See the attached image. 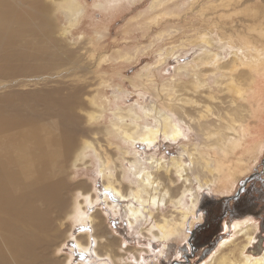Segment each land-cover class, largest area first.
Here are the masks:
<instances>
[{
    "label": "rangeland",
    "instance_id": "374dc122",
    "mask_svg": "<svg viewBox=\"0 0 264 264\" xmlns=\"http://www.w3.org/2000/svg\"><path fill=\"white\" fill-rule=\"evenodd\" d=\"M68 1L0 0V119L27 121L33 108L38 113L45 110L51 93L70 97L79 93L86 104L76 109L83 119L81 128L99 132H88L83 140L95 144L101 157L108 153L114 158L112 167L122 180V159L128 168L133 156L125 154L128 144L104 135L112 113L117 107H136L149 111L154 124L156 110L176 112L173 119L183 131L177 142L160 136L151 151L141 145L135 150L155 166L171 167V158L183 150L192 158L184 157L183 177L174 172L170 180L160 181L164 185L156 208L148 204L146 223L132 230L124 211L114 214L102 201L107 195L109 202H118L104 190L94 151L86 152L76 170L74 158L63 173L71 189L52 195L58 199L52 203L56 206L46 220L48 227L33 230L40 238L34 242V255L46 264H64L69 257L77 264L90 258L75 246V237L89 229L71 219L75 205L82 202L78 195L90 193L98 201L93 206L84 203L83 209L95 222L105 220L110 233L104 236L109 239L100 243L98 252L105 260L110 257V264H122L121 259L128 264L139 259L147 264H202L210 259L202 250L195 247L194 255L191 250L190 261L181 250L190 230L204 220L199 211L202 199H233L249 177L264 171V0H78L84 15L74 22L67 16ZM94 100L100 101L108 118L92 125L86 122L87 114L99 118L103 111ZM115 185L129 194L126 181ZM245 194L258 201L257 211L241 220L238 213L227 217L220 232L224 223L252 219L258 227L253 234L261 237L256 241H264V193ZM198 198L194 216L193 202ZM182 212L191 215L184 234L168 243L150 239L147 229L167 218L179 221ZM236 237L230 228L224 240ZM231 244L223 253L234 248ZM263 248H250L247 255L257 256Z\"/></svg>",
    "mask_w": 264,
    "mask_h": 264
},
{
    "label": "bare ground",
    "instance_id": "6f19581e",
    "mask_svg": "<svg viewBox=\"0 0 264 264\" xmlns=\"http://www.w3.org/2000/svg\"><path fill=\"white\" fill-rule=\"evenodd\" d=\"M79 3L78 0H70L65 3L67 16L73 22L84 15V10L80 8ZM83 90L85 89H80V91ZM78 94H75V97H70L62 96L61 93H51L46 98L45 110L38 113L33 108V115L27 121L11 120L10 118L0 119V264H46L44 263L45 260H40L41 256L36 257L34 255V247L36 246L34 242L40 238L36 237L33 230L42 231L48 227L46 220L52 218L50 210L56 206L52 205L57 196L55 193H66L72 187L69 181L64 178L65 176L63 177L64 169L76 158L73 164V168L76 170L79 165L85 162L88 150H93L99 161V175L105 182V192L112 193L119 203L109 202L107 195L102 201L107 203V207L114 214L124 211L130 230L134 229L137 224L146 223L147 213H149L146 208L148 204H152L156 208L159 199L157 195L164 185L160 181L170 180V174L174 172L183 177L187 171L184 157L191 160L190 151L183 150L181 155L172 157L170 160L171 167H167L163 165L165 163L155 166L156 163L154 164V162L149 164L144 162L145 158L141 159L138 156L139 151L135 150L141 145L151 151L156 147L160 136H163L168 142H177L183 136V131L179 122L177 124L173 119L175 118L173 115H177L176 112L167 115L156 110L155 115L157 114L158 117L155 116L156 120L152 124L149 122L151 116L148 114L149 111L147 113V111L136 107H130L127 110L123 107H117L112 113L114 119L110 121V126L106 127L104 135L109 140L119 139L124 144H128L129 153L127 151L125 154L133 156L129 161L130 166L128 168L123 164L126 159H122L123 178L118 180L119 175H116L114 171L117 168L112 167H116L114 158L108 153H104L105 155L101 157L95 148V144L83 140L88 132H96V134L99 132L96 128H90L88 131L81 128L83 119L77 114L76 109L77 107H85L86 104ZM92 103L96 108H102L103 111L100 112L102 115L98 118L95 117L94 113H89L86 122L88 121L90 124L92 122V125L94 122H105L108 118L105 115L106 109L100 105V101L94 100ZM181 118L180 122L183 121ZM185 148L187 147L185 146ZM226 177L227 173L223 178ZM124 181L129 183L127 185L130 187L129 194H124L123 190L115 185L117 183L123 185ZM226 181L228 180L226 179ZM83 187L86 185L83 184ZM225 189L228 187L225 186ZM53 194L56 195L54 199L52 198ZM78 197L82 198V202L75 205L71 219L89 230L83 232L81 237H75V246L77 252L89 255L90 258L77 264H110L108 261L112 262V259L107 257L108 260H105L98 252L100 243L108 242L109 239V237L104 236L108 232L105 227V220L95 222L92 214H87V211L83 209L84 203L93 206L98 198H94L90 193H82ZM50 198L52 199L50 200ZM57 201L59 202V200ZM199 202V198L193 202V212L191 213L194 216H196L194 212ZM181 214L179 221H170L167 218L161 223L153 224L146 230L151 236L150 239L153 242L168 243L176 236L184 234L191 215L188 212ZM150 215L152 216V213ZM251 220L236 221L230 226L225 224V230L230 233L232 227L233 236H237V239L222 241L213 254L209 256L211 261L207 262L210 260L207 259L202 264H264V249L257 256L247 255V251L250 248L252 250L257 240L255 233L253 234L258 229L257 223L253 224ZM108 233L107 235H109ZM243 236L245 239L241 243L235 244L236 246L231 244ZM84 238L87 242L83 241ZM228 244L234 248L230 252L226 251L228 253H223ZM47 248H43V250L47 252L49 250ZM44 251L42 252L44 253ZM178 255L182 256L181 253ZM139 260L136 261V264L148 263L144 259V262ZM119 262L128 264L124 259L119 260ZM64 264H73L72 257H69Z\"/></svg>",
    "mask_w": 264,
    "mask_h": 264
},
{
    "label": "flooded vegetation",
    "instance_id": "af4514ba",
    "mask_svg": "<svg viewBox=\"0 0 264 264\" xmlns=\"http://www.w3.org/2000/svg\"><path fill=\"white\" fill-rule=\"evenodd\" d=\"M263 174L264 171L263 173L256 172V174H254L252 177H249L248 181H246L238 189L236 196L232 197L233 199L230 198H227L225 200H214L209 198L202 199V202L200 203L199 206V211H201L204 220L202 219L203 222L199 223V225H197L193 231L190 230L191 237L189 236L190 238L188 244L183 245L181 248V250L185 252V257H184L185 259H188L190 261V256L191 254L194 255L196 248L202 250L203 257H207L208 255L210 256L212 252H214L215 249L219 247L222 240L224 241V237L227 236V234L229 233V232L224 233L225 226H223L222 229L223 231L220 232V227H221L220 224L222 225V223L224 222V220H226L227 217L234 216L238 213L241 216L239 220H241L249 217V215L246 214L257 211L258 201L249 200L248 197H246L245 193H259V194L264 193ZM256 183L260 184V188L256 187L255 185ZM225 204H228L230 207L228 208ZM233 223H231V225ZM225 224L228 225V223H224V225ZM259 238L261 237L258 236L257 239ZM263 242L264 241H259V240L256 241L255 245L252 248H257V249L263 248L264 247ZM191 250L192 253L190 254ZM173 262L178 263V261H173Z\"/></svg>",
    "mask_w": 264,
    "mask_h": 264
}]
</instances>
